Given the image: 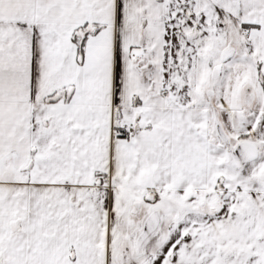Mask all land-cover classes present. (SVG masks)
<instances>
[{
  "label": "snow or ice",
  "instance_id": "obj_1",
  "mask_svg": "<svg viewBox=\"0 0 264 264\" xmlns=\"http://www.w3.org/2000/svg\"><path fill=\"white\" fill-rule=\"evenodd\" d=\"M0 264H264V0H0Z\"/></svg>",
  "mask_w": 264,
  "mask_h": 264
}]
</instances>
